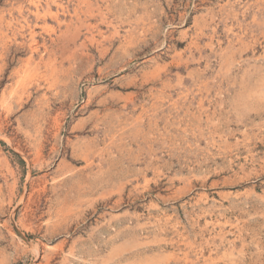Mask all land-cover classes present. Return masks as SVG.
Instances as JSON below:
<instances>
[{
	"label": "rangeland",
	"instance_id": "obj_1",
	"mask_svg": "<svg viewBox=\"0 0 264 264\" xmlns=\"http://www.w3.org/2000/svg\"><path fill=\"white\" fill-rule=\"evenodd\" d=\"M0 264H264V0H0Z\"/></svg>",
	"mask_w": 264,
	"mask_h": 264
}]
</instances>
